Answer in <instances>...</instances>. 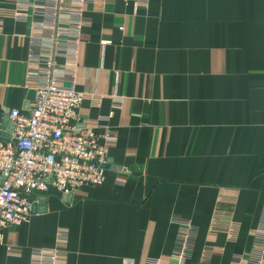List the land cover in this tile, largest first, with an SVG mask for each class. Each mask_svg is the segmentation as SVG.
Masks as SVG:
<instances>
[{
    "label": "crops",
    "instance_id": "1",
    "mask_svg": "<svg viewBox=\"0 0 264 264\" xmlns=\"http://www.w3.org/2000/svg\"><path fill=\"white\" fill-rule=\"evenodd\" d=\"M16 7L0 0V131L11 109L32 105L33 18L16 19ZM76 61L85 93L78 126L108 124L109 160L126 171L107 169L104 184L70 203L52 189L47 212L6 230L0 264H29L35 247L65 248L68 264H168L180 219L196 226L189 264L255 254L264 217V0H89ZM60 227L66 243L57 242Z\"/></svg>",
    "mask_w": 264,
    "mask_h": 264
},
{
    "label": "built area",
    "instance_id": "2",
    "mask_svg": "<svg viewBox=\"0 0 264 264\" xmlns=\"http://www.w3.org/2000/svg\"><path fill=\"white\" fill-rule=\"evenodd\" d=\"M88 3L89 0H16L14 17L33 18L26 78L34 83L31 89L35 96L29 112L18 108L9 111L14 125L12 137L18 143L0 139V176L4 178L0 180V244L8 228L29 220L39 196L48 195L52 189L75 196L107 179L104 165L116 136L108 124L81 128L77 122L85 93L78 89L76 55ZM4 27L5 18L0 14V35ZM59 57L66 61L60 64ZM117 95L116 104L120 103ZM176 223L178 235L168 264H189L194 257L196 226L186 219ZM56 239L66 243L67 229L58 228ZM255 239L259 246L255 254L235 257L232 264H264V217ZM29 264H68V251L63 247H35ZM151 264H162V260Z\"/></svg>",
    "mask_w": 264,
    "mask_h": 264
},
{
    "label": "water",
    "instance_id": "3",
    "mask_svg": "<svg viewBox=\"0 0 264 264\" xmlns=\"http://www.w3.org/2000/svg\"><path fill=\"white\" fill-rule=\"evenodd\" d=\"M35 96V90L31 89L29 94H28V98L33 100ZM9 117L7 116L4 121H3V125H2V129L0 131V139L4 140V141H12L15 144L18 143V140L13 138L11 133L14 129V125L13 123H9ZM105 168L109 169H115V170H125L124 168L113 164L112 160H108V162L104 165ZM126 171V170H125ZM4 178L0 176V180H3ZM74 198V194L70 193V194H64L62 196V200L65 201L66 203H70L72 202ZM48 210V195H41L38 197V201H36L33 204L32 207V214H37V213H45Z\"/></svg>",
    "mask_w": 264,
    "mask_h": 264
}]
</instances>
